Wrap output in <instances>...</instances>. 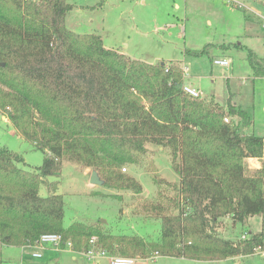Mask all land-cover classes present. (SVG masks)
I'll list each match as a JSON object with an SVG mask.
<instances>
[{
    "label": "trees",
    "instance_id": "obj_1",
    "mask_svg": "<svg viewBox=\"0 0 264 264\" xmlns=\"http://www.w3.org/2000/svg\"><path fill=\"white\" fill-rule=\"evenodd\" d=\"M72 7L66 0H0V110L44 154L40 166L26 169L17 152L0 146V243L32 246L42 233L56 232L74 251H86L96 236L110 253L132 257L252 254L264 240V137L244 131L252 124L248 111L230 95L223 105L184 92L177 62L134 59L105 47L99 34L70 30L65 17ZM247 51L254 76H264L263 59ZM147 143L170 149L179 177L177 212L154 206L162 213L159 240L78 221L65 227L56 185L39 194L63 160L93 168L107 187L140 193L141 184L120 167L134 163ZM248 157L260 168L247 169ZM254 215L259 230L234 240L220 236L225 217L236 224Z\"/></svg>",
    "mask_w": 264,
    "mask_h": 264
},
{
    "label": "rangeland",
    "instance_id": "obj_2",
    "mask_svg": "<svg viewBox=\"0 0 264 264\" xmlns=\"http://www.w3.org/2000/svg\"><path fill=\"white\" fill-rule=\"evenodd\" d=\"M73 7L65 24L77 33H96L105 47L149 63L177 62L183 83L194 84L202 98L231 101L251 116L246 133L264 137V76H254L247 48L263 59L264 0H66ZM207 51L194 53V51ZM229 59L228 66L213 63L215 58ZM187 75L184 77L183 69ZM0 146L17 152L22 167H38L43 152L18 135L0 110ZM146 151L135 155L136 161L124 164L120 171L133 176L142 186L140 193L130 189L107 187L89 182L91 167L63 160L58 174L45 177L39 194L46 196L48 183L62 194L63 225L83 222L104 233L138 235L145 240H159L160 216L174 214L178 207L175 184L179 177L172 169L170 149L147 143ZM99 175V178H103ZM171 184V185H169ZM162 208V213L154 206ZM261 217L251 216L245 223L222 221L218 231L229 239L242 238L257 231ZM232 223V224H231ZM100 246V244H98ZM99 247L96 246L95 249ZM40 252V257H33ZM117 254V253H116ZM2 264H111L106 257L92 259L69 246L54 248L12 246L0 243ZM134 264H264V251L220 260H195L157 255L154 252Z\"/></svg>",
    "mask_w": 264,
    "mask_h": 264
},
{
    "label": "built area",
    "instance_id": "obj_3",
    "mask_svg": "<svg viewBox=\"0 0 264 264\" xmlns=\"http://www.w3.org/2000/svg\"><path fill=\"white\" fill-rule=\"evenodd\" d=\"M213 63L219 66H228L229 65V59L227 58H215L213 59ZM183 69V75L184 77L187 75L186 73V68ZM183 90L187 94L193 96V97H201L200 90H198L195 87H192L189 84H184L183 85ZM224 120L228 122V117H224ZM245 235L242 237L244 238ZM45 244H49L50 246H53L54 248H65V245L69 246L70 248L72 247L71 241L70 240H64L62 234L56 233V232H47V233H42L39 238L35 241V244L33 246H39L40 248L44 247ZM99 243L97 242V237L96 236H91L89 239V246L86 251H80L84 252L87 257L92 258V259H98L100 257H106L109 259L111 264H134L136 258L132 256H124L121 254H114L110 253L107 249L102 248L101 245H98ZM98 246V249H95V247ZM30 247V246H28ZM264 251V240L256 245L253 248L254 253H260ZM33 257H40L41 253L40 252H33L32 253Z\"/></svg>",
    "mask_w": 264,
    "mask_h": 264
},
{
    "label": "crops",
    "instance_id": "obj_4",
    "mask_svg": "<svg viewBox=\"0 0 264 264\" xmlns=\"http://www.w3.org/2000/svg\"><path fill=\"white\" fill-rule=\"evenodd\" d=\"M223 58V57H222ZM191 85H193L194 86V84L193 83H191ZM245 164H246V167H247V169H249V170H255V169H259L260 168V166H261V161L258 159V158H256V157H248V158H245ZM261 220V219H260ZM223 221L224 222H226V221H230L231 222V220H230V218L229 217H225L224 219H223ZM261 223V222H260ZM232 224V223H231ZM233 226L235 225V224H232ZM260 229V228H259Z\"/></svg>",
    "mask_w": 264,
    "mask_h": 264
},
{
    "label": "water",
    "instance_id": "obj_5",
    "mask_svg": "<svg viewBox=\"0 0 264 264\" xmlns=\"http://www.w3.org/2000/svg\"><path fill=\"white\" fill-rule=\"evenodd\" d=\"M89 182L90 183H93V184H102L103 183V180H101L99 178V175H98V173H97L96 170H92L91 171V175H90Z\"/></svg>",
    "mask_w": 264,
    "mask_h": 264
}]
</instances>
